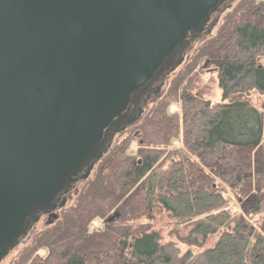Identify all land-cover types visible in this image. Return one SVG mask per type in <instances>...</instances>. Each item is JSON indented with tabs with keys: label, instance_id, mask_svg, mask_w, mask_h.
Returning a JSON list of instances; mask_svg holds the SVG:
<instances>
[{
	"label": "trees",
	"instance_id": "16d2710c",
	"mask_svg": "<svg viewBox=\"0 0 264 264\" xmlns=\"http://www.w3.org/2000/svg\"><path fill=\"white\" fill-rule=\"evenodd\" d=\"M200 69L214 72L220 102L187 86ZM254 91L264 96V0H237L57 218L36 228L8 264H264V112L244 99ZM172 104L177 113H169ZM154 206L174 228L190 226L184 243L200 250L162 242ZM96 219L103 228L90 231Z\"/></svg>",
	"mask_w": 264,
	"mask_h": 264
},
{
	"label": "water",
	"instance_id": "95a60500",
	"mask_svg": "<svg viewBox=\"0 0 264 264\" xmlns=\"http://www.w3.org/2000/svg\"><path fill=\"white\" fill-rule=\"evenodd\" d=\"M237 0H0V264L86 182Z\"/></svg>",
	"mask_w": 264,
	"mask_h": 264
},
{
	"label": "rangeland",
	"instance_id": "374dc122",
	"mask_svg": "<svg viewBox=\"0 0 264 264\" xmlns=\"http://www.w3.org/2000/svg\"><path fill=\"white\" fill-rule=\"evenodd\" d=\"M218 25L214 28L212 34L214 33V31L218 27ZM192 51L188 54L187 59H188L189 55L192 53ZM187 59H186V61H187ZM186 61L184 62V64L186 63ZM182 66H180L178 68V70L174 74H172L169 78H171L173 75H175L180 70V68ZM167 80H166V82H167ZM165 85H166V83H165ZM191 85H192V87H191ZM187 86H190L191 88H194V92H197L198 95L200 97H202L203 99L209 100V101H211L213 103L220 102V100H221V97H220L221 96V92H220V89L218 88L214 72L211 71V70H209V71H206V70H203V69L198 70L196 75H192V76H190L188 78ZM164 89H165V86H164ZM164 89H163V91H164ZM162 94H163V92H162ZM244 99H246L248 101V103L251 106H253L254 108H256L257 110H259L261 112H264V96L259 95L257 92L254 91L250 95L245 96ZM177 112H178V105L177 104L170 105L169 113L170 114H174V113H177ZM173 144H175V142H173ZM134 151H135V147H132L131 152H134ZM224 195L228 199V201L230 202V207H229L230 212H232L233 214H236L237 209H238V204H236V202L232 198L231 194L224 193ZM67 204H68V201H67ZM67 204H66V206H67ZM153 217H154V219H153V223H152L153 224L152 228H153V230H155L159 234L160 240L162 242H170L171 241V242L175 243V245L182 252L186 251L188 248H190V250L193 253L198 252L200 250V247H193V246L192 247H187L186 244L184 243V241L188 237L190 226H185V227L177 226L176 228H174L173 225L171 224L168 216L157 206H154ZM45 222H46V219H44L40 224H38L33 229V231L36 228L42 226ZM249 222H250V224H252L254 226L255 223L258 222V218L251 217L249 219ZM102 228H103V222L98 220V219L94 220L89 226V230L90 231L98 230V229H102ZM31 233H30V235H31ZM30 235L27 238V240L25 242H23L16 250L21 248L28 241V239L30 238ZM214 242H215V238L210 237L207 240L204 248L211 247ZM15 251L10 255V257L7 259V261L4 264H8V262L11 259V257L14 255ZM37 255L40 258H42V257L45 256V251L41 250V251H39L37 253Z\"/></svg>",
	"mask_w": 264,
	"mask_h": 264
}]
</instances>
